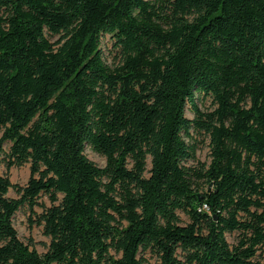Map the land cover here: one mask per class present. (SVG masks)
I'll return each mask as SVG.
<instances>
[{
  "label": "trees",
  "instance_id": "1",
  "mask_svg": "<svg viewBox=\"0 0 264 264\" xmlns=\"http://www.w3.org/2000/svg\"><path fill=\"white\" fill-rule=\"evenodd\" d=\"M0 162V264H264V0H0Z\"/></svg>",
  "mask_w": 264,
  "mask_h": 264
},
{
  "label": "rangeland",
  "instance_id": "2",
  "mask_svg": "<svg viewBox=\"0 0 264 264\" xmlns=\"http://www.w3.org/2000/svg\"><path fill=\"white\" fill-rule=\"evenodd\" d=\"M198 106L202 111H207L212 109V104L209 100L200 99L198 102ZM186 116L188 118H192V115L189 113V110L186 111ZM198 141L197 144V152L196 159L205 164L209 163V149L207 147V140H204L201 137H196L194 139ZM9 145L5 146V149L8 148ZM85 155L87 158L94 162L97 166L103 167L105 165V159L98 156L94 152H92L89 148L85 149ZM0 174L8 175L10 182L12 185L16 187H25L29 178H30V169L29 165H24L22 167H14L10 170H7L5 164L0 162ZM7 197L10 199H18L20 196L17 194L15 189H10ZM40 206L34 209L35 214H40L42 212L43 207H49L50 203L45 197H41L39 200ZM35 214H31L26 208L18 211L13 219L14 228L18 234V238L24 242L28 243L32 242L33 248L36 250L38 254H43L47 250V246L49 245L50 240L46 238L42 234V228L35 225L33 222H29V217L32 215V219L35 220ZM228 241L230 243L235 242V236L229 235Z\"/></svg>",
  "mask_w": 264,
  "mask_h": 264
}]
</instances>
